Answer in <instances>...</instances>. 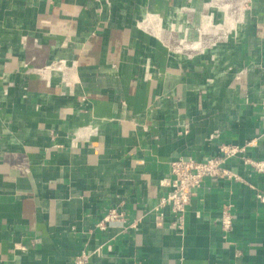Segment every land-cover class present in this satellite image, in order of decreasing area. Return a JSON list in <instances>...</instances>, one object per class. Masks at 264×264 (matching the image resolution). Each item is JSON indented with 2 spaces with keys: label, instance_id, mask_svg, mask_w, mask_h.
<instances>
[{
  "label": "crops",
  "instance_id": "obj_1",
  "mask_svg": "<svg viewBox=\"0 0 264 264\" xmlns=\"http://www.w3.org/2000/svg\"><path fill=\"white\" fill-rule=\"evenodd\" d=\"M206 1L0 0V264H264V174L239 157L192 189L181 232L168 207L156 224L178 154L256 137L264 160V0L211 55L143 26L209 20ZM111 208L126 223L97 229Z\"/></svg>",
  "mask_w": 264,
  "mask_h": 264
},
{
  "label": "built area",
  "instance_id": "obj_2",
  "mask_svg": "<svg viewBox=\"0 0 264 264\" xmlns=\"http://www.w3.org/2000/svg\"><path fill=\"white\" fill-rule=\"evenodd\" d=\"M194 47V44L191 45ZM56 65V64H54ZM59 64L56 65V68ZM55 68V66H54ZM44 69L35 70L38 75H43ZM211 137H217L216 134ZM257 145V138H251L242 144H233L228 142H219L218 155L206 157L196 160L191 156H178L169 162L171 177L167 180L166 185L169 187L168 192L161 198L158 206H155L156 224L161 225L163 222V214L160 207H168L171 213V221L169 226L177 231L184 228L185 211L190 203L192 189L199 187L205 178L216 180L220 177L238 178L236 174L231 173L225 166V162L234 157H239L244 164H247L257 173L264 174V160L254 159L244 155L246 150ZM256 199L264 203V193L257 192ZM233 216L230 213V205L223 208L220 218V226L223 231L230 230ZM120 221L126 223V214L124 211L111 208L104 216L95 224L99 230H104L110 222ZM130 226H133L131 224ZM87 254L82 253L74 261V264H85L88 259Z\"/></svg>",
  "mask_w": 264,
  "mask_h": 264
},
{
  "label": "rangeland",
  "instance_id": "obj_3",
  "mask_svg": "<svg viewBox=\"0 0 264 264\" xmlns=\"http://www.w3.org/2000/svg\"><path fill=\"white\" fill-rule=\"evenodd\" d=\"M248 4L249 0H208L205 13L209 20H196L185 9H180L166 22L155 16L154 20H146L143 26L150 28L159 42L171 52L189 58L193 55H211L215 48L242 28ZM192 44L195 46L192 47Z\"/></svg>",
  "mask_w": 264,
  "mask_h": 264
},
{
  "label": "bare ground",
  "instance_id": "obj_4",
  "mask_svg": "<svg viewBox=\"0 0 264 264\" xmlns=\"http://www.w3.org/2000/svg\"><path fill=\"white\" fill-rule=\"evenodd\" d=\"M146 27V26H145ZM196 44H198V43H196ZM195 46V45H194Z\"/></svg>",
  "mask_w": 264,
  "mask_h": 264
}]
</instances>
